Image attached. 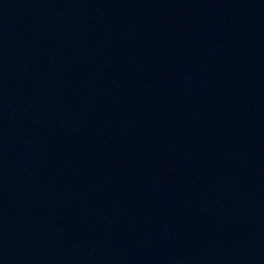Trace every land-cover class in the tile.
<instances>
[{
	"label": "water",
	"instance_id": "95a60500",
	"mask_svg": "<svg viewBox=\"0 0 264 264\" xmlns=\"http://www.w3.org/2000/svg\"><path fill=\"white\" fill-rule=\"evenodd\" d=\"M0 264H264V0H0Z\"/></svg>",
	"mask_w": 264,
	"mask_h": 264
}]
</instances>
